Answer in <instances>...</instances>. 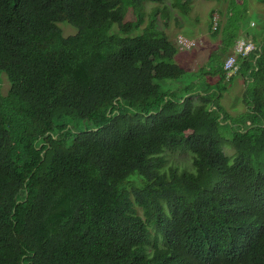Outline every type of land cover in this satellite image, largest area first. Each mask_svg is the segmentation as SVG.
Listing matches in <instances>:
<instances>
[{
	"label": "trees",
	"instance_id": "16d2710c",
	"mask_svg": "<svg viewBox=\"0 0 264 264\" xmlns=\"http://www.w3.org/2000/svg\"><path fill=\"white\" fill-rule=\"evenodd\" d=\"M147 2L0 0V264H264V25L232 120L221 57L215 87L159 82L186 70Z\"/></svg>",
	"mask_w": 264,
	"mask_h": 264
},
{
	"label": "rangeland",
	"instance_id": "374dc122",
	"mask_svg": "<svg viewBox=\"0 0 264 264\" xmlns=\"http://www.w3.org/2000/svg\"><path fill=\"white\" fill-rule=\"evenodd\" d=\"M187 11L184 12L177 0H163L162 3L147 2L145 4V18L138 31L143 29L149 20L153 9L160 8L156 14L155 25L164 30L170 39L177 45L178 50L173 56V60L184 67L186 73L178 80H159L164 87H169L174 92L181 93L184 85H189L193 90L205 89L207 86L215 87L218 81V63L234 51L237 40L250 39V35L257 37L259 41L264 25V4L261 0H247V11L243 3L232 2L231 0H187ZM134 18L133 12L129 9L125 19ZM218 21L217 32H214L213 21ZM63 34H72L75 28L66 22H61ZM137 31V32H138ZM181 34L194 40L191 48H181L176 42L177 35ZM213 55L212 59H210ZM217 67L211 72L210 67ZM225 90L216 103L223 111L228 112L234 119L236 115L247 109L244 102V90L246 81L241 72L234 74L230 80L222 82ZM9 88L6 76L0 74V92L5 95ZM75 125V123L73 124ZM87 120H82L77 125L78 128L88 126ZM76 127V125H75ZM76 127V128H77ZM224 139L223 150L230 154L232 149L229 145V138L232 127L224 123L220 127ZM229 146V147H228ZM165 166L181 168H191V156L185 151H172L165 149Z\"/></svg>",
	"mask_w": 264,
	"mask_h": 264
},
{
	"label": "built area",
	"instance_id": "2783aa9c",
	"mask_svg": "<svg viewBox=\"0 0 264 264\" xmlns=\"http://www.w3.org/2000/svg\"><path fill=\"white\" fill-rule=\"evenodd\" d=\"M217 21H213V28L216 27ZM176 42L180 45L181 48H191L194 45V40L189 39L181 34L177 35ZM258 49L257 43L252 40H237L234 45V51L232 54L228 55L222 63V69L225 72L226 79L232 77L234 74L238 72L239 63L237 61V56H247L250 53H255Z\"/></svg>",
	"mask_w": 264,
	"mask_h": 264
}]
</instances>
